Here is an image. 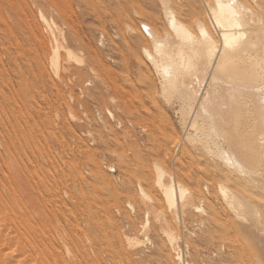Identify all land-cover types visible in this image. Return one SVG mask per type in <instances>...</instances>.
<instances>
[{
	"label": "rangeland",
	"instance_id": "1",
	"mask_svg": "<svg viewBox=\"0 0 264 264\" xmlns=\"http://www.w3.org/2000/svg\"><path fill=\"white\" fill-rule=\"evenodd\" d=\"M101 1L29 5L31 35L22 13L2 10L0 28L9 25L13 32L0 36V47L18 40L23 51L21 46L14 63H0V250L13 247L22 264H79L84 256L94 264H264V242H256L251 231L242 228L236 237L229 230V241L201 247L195 258L185 252L198 215L192 208L187 227L174 231L183 262L151 256L150 242L160 234L159 222L151 215L148 242L140 232L145 210L134 212L128 203L138 207L139 183L146 187L143 177H153V162H169L168 157H152L150 134L182 131L174 109L155 89L158 76H152L155 85L150 88L148 73L137 69L125 28L146 23L163 32L167 21L160 0ZM183 1L196 3L171 0V5L177 9ZM5 2L0 0V5H8ZM185 20L196 28L194 18ZM66 22L71 24L69 32L76 31L85 44H72L68 56L62 47L66 37L60 34L67 31ZM59 46L57 68L53 59ZM89 53L97 60L90 61ZM64 54L69 61H64ZM98 92L105 100L96 98ZM137 149L148 160L142 168L135 163ZM184 184L196 192L197 206L206 208L204 197L217 198L204 183L196 186L185 178ZM154 194L161 196L160 191ZM258 200L264 215V200ZM155 210L163 212L159 204Z\"/></svg>",
	"mask_w": 264,
	"mask_h": 264
},
{
	"label": "bare ground",
	"instance_id": "2",
	"mask_svg": "<svg viewBox=\"0 0 264 264\" xmlns=\"http://www.w3.org/2000/svg\"><path fill=\"white\" fill-rule=\"evenodd\" d=\"M4 1L8 5H0V16L2 10L19 11L18 14L24 15L22 21L30 35L32 27H28L26 13L29 5H97L102 2ZM243 1L246 0H195L194 4L183 1L175 12L177 9L171 5V0H160L167 21L163 32L146 23L125 28L126 43L137 61V69L148 73L145 80L150 88L155 85L152 76H158L159 86L156 84L155 89H160L161 98L174 109L182 131L174 129V132L150 134L153 137L152 157H168L169 162L154 161L151 166L154 178L152 175L143 177L146 187L139 183L138 207L128 203L134 212L145 210L146 218L140 232L148 242L152 232L151 215L159 222L160 234L156 233V239L150 242L153 245L150 253L155 260L166 262L168 257L183 262L184 254L177 245L180 238L174 231L181 233V228L187 227V216H193L191 208L198 215L194 216L193 236L187 238L184 251L194 258L201 247L229 241L230 231L233 230L236 237L238 228L251 231L256 242H264V215L258 203V199L264 200V11H259L258 6L260 9L264 6L259 5L261 0H253L257 5L248 4L253 3L250 0ZM103 2L106 4L105 0ZM138 8L142 10L139 5ZM188 18L195 19L196 28L186 24ZM18 25L23 28L21 23ZM66 25L67 31L60 30V34L66 37L62 47L68 56L72 53V44L79 43L83 47L85 44L76 31L69 32L71 24L66 22ZM12 32L9 25L0 28V36L4 38ZM65 32H69L68 36ZM20 47L23 51V44L18 40L3 49L1 46L0 63H5V59L13 62ZM60 48H56L53 59L57 68ZM65 54L64 61H69ZM88 59L96 61L97 55L89 53ZM2 82L0 79V91ZM95 96L105 100L101 92ZM108 113L113 116L110 111ZM145 137L148 139L147 134ZM138 152L135 163L142 168L148 160L140 150ZM185 178L196 186L204 183L209 193L216 191L217 198L204 197L206 208L197 206L193 201L196 192L186 187ZM157 191L161 196L154 194ZM157 204L163 212L155 210ZM224 218H228L226 223H223ZM260 225L263 226L260 228ZM113 251L121 254L115 248ZM13 252V247L1 249L0 264H22V259ZM82 259L84 262L79 264H94L88 256Z\"/></svg>",
	"mask_w": 264,
	"mask_h": 264
}]
</instances>
